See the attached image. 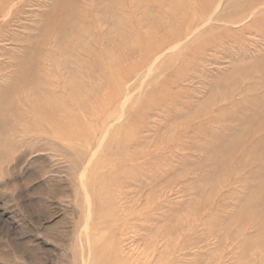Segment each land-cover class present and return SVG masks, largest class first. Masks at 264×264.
<instances>
[{"label":"rangeland","instance_id":"obj_1","mask_svg":"<svg viewBox=\"0 0 264 264\" xmlns=\"http://www.w3.org/2000/svg\"><path fill=\"white\" fill-rule=\"evenodd\" d=\"M0 264H264V0H0Z\"/></svg>","mask_w":264,"mask_h":264}]
</instances>
